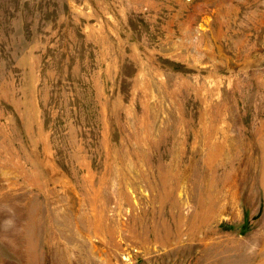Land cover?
<instances>
[{
  "label": "rangeland",
  "instance_id": "obj_1",
  "mask_svg": "<svg viewBox=\"0 0 264 264\" xmlns=\"http://www.w3.org/2000/svg\"><path fill=\"white\" fill-rule=\"evenodd\" d=\"M0 264H264V0H0Z\"/></svg>",
  "mask_w": 264,
  "mask_h": 264
}]
</instances>
